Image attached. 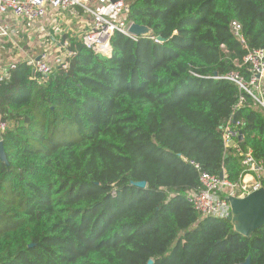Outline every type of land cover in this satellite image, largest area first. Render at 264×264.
I'll return each mask as SVG.
<instances>
[{
	"label": "trees",
	"instance_id": "1",
	"mask_svg": "<svg viewBox=\"0 0 264 264\" xmlns=\"http://www.w3.org/2000/svg\"><path fill=\"white\" fill-rule=\"evenodd\" d=\"M125 2L148 36L116 32L110 57L71 38L67 70L39 85L19 63L0 83V264H264V225L243 237L187 200L200 188L193 164L240 180L222 138L230 120L264 166V107L225 79L252 76L264 0Z\"/></svg>",
	"mask_w": 264,
	"mask_h": 264
},
{
	"label": "built area",
	"instance_id": "2",
	"mask_svg": "<svg viewBox=\"0 0 264 264\" xmlns=\"http://www.w3.org/2000/svg\"><path fill=\"white\" fill-rule=\"evenodd\" d=\"M128 13L129 6L125 0H0V83L10 79L11 71L19 63L31 67L33 75H38V78L31 79L39 85L56 70H67L70 59L75 56V52L70 50V39L64 37L67 34L79 39L82 46L91 52L109 57L110 41L116 32L131 39L137 38L128 32L132 24L128 21ZM81 16L90 17V24L86 30L82 27L79 34L71 36L63 27L64 22L69 17L79 20ZM63 20V26L56 28L52 35L41 28L43 24L56 27ZM231 29L244 44L239 35L240 26L233 22ZM23 41L36 43V51L24 53ZM6 44H12L10 48L16 52H10L15 54L10 59L3 57L9 55ZM244 63L251 68L249 81H243L236 73L228 74L225 79L235 82L241 91L264 107V50L249 52ZM243 102V97H240L237 108ZM241 125V122L230 120L222 132L225 149H233L241 158L244 170L238 182H230L225 175L222 178L210 175L193 164L199 171L200 188L189 191L187 200L201 218L229 219L231 208L228 198H244L253 191L264 189L263 164L253 157L249 149L240 147ZM7 127L5 122H0V134Z\"/></svg>",
	"mask_w": 264,
	"mask_h": 264
},
{
	"label": "water",
	"instance_id": "3",
	"mask_svg": "<svg viewBox=\"0 0 264 264\" xmlns=\"http://www.w3.org/2000/svg\"><path fill=\"white\" fill-rule=\"evenodd\" d=\"M128 32L130 35L135 37H146L150 34V30L147 27L139 26L133 23L130 25ZM156 41L158 43H162L165 40L157 37ZM256 78H258V76H256ZM242 139V134L240 132L238 141L242 142ZM0 161L7 164L3 143L1 141ZM223 176L224 173L221 172L219 177L222 178ZM133 185L141 189L146 187L145 182H138ZM228 202L231 208V214L228 220L233 224V228L236 233L243 237H249L255 230L264 225V189L253 191L247 194L244 198L230 197L228 198ZM152 263V260L147 262V264ZM240 264H251L250 257H247L246 260Z\"/></svg>",
	"mask_w": 264,
	"mask_h": 264
},
{
	"label": "crops",
	"instance_id": "4",
	"mask_svg": "<svg viewBox=\"0 0 264 264\" xmlns=\"http://www.w3.org/2000/svg\"><path fill=\"white\" fill-rule=\"evenodd\" d=\"M69 18H70L69 20L67 21L65 20L66 23L64 22V20L61 23L64 22L63 27H65L67 33H71V36L72 34H79L81 32L82 27H83V30H86L91 21L90 17L88 16H81L79 20L73 17H69ZM31 43H34V42L31 41ZM23 44H25L24 41H23ZM29 48L34 50L33 46H30Z\"/></svg>",
	"mask_w": 264,
	"mask_h": 264
},
{
	"label": "rangeland",
	"instance_id": "5",
	"mask_svg": "<svg viewBox=\"0 0 264 264\" xmlns=\"http://www.w3.org/2000/svg\"><path fill=\"white\" fill-rule=\"evenodd\" d=\"M63 26V24L61 23V25H57L56 27H48V26H45V24H43L42 25V30H44V32L46 33V32H48L49 34H53V32H54V30H56V28H60V27H62ZM39 30H37V32H38ZM65 38H69V39H71V37L67 34V35H65L64 36ZM11 45L12 44H6V49L8 50V53H9V55H7V56H3L4 57V59H10L11 57H14L15 56V54H10V52H12V53H16L15 51H12V49L10 48L11 47ZM21 47V46H20Z\"/></svg>",
	"mask_w": 264,
	"mask_h": 264
}]
</instances>
